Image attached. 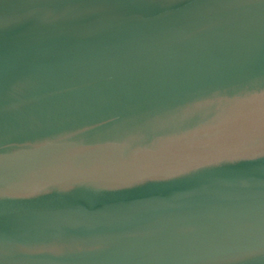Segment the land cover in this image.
<instances>
[{
  "label": "water",
  "instance_id": "95a60500",
  "mask_svg": "<svg viewBox=\"0 0 264 264\" xmlns=\"http://www.w3.org/2000/svg\"><path fill=\"white\" fill-rule=\"evenodd\" d=\"M0 264H264V0H0Z\"/></svg>",
  "mask_w": 264,
  "mask_h": 264
}]
</instances>
